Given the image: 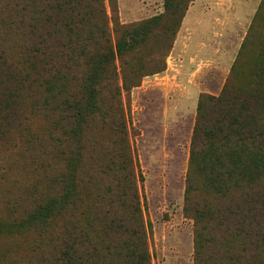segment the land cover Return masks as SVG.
<instances>
[{"label": "trees", "instance_id": "trees-1", "mask_svg": "<svg viewBox=\"0 0 264 264\" xmlns=\"http://www.w3.org/2000/svg\"><path fill=\"white\" fill-rule=\"evenodd\" d=\"M39 3L38 26L24 31L18 61L2 62L10 96L0 99V147L7 139L14 140V136H6L15 123L28 150L36 145L44 147L42 139L32 132L29 117L22 122L13 120L18 107L26 114L35 110L32 91L36 84L46 95L39 106L46 110L53 106L60 118L54 125L60 132L48 136V142L77 166L66 178L70 185L60 198L24 212L25 217L15 227L42 235L51 230L57 218L65 219L64 226L54 229L60 252L57 262L62 264H103L107 257L115 264H151L147 243L150 225L143 219L116 61H121L122 90L127 93L140 87L144 78L164 72L192 0H164V14L131 27L119 25L115 47L108 37L103 0ZM50 29H61L65 42L53 46ZM77 70L82 78L73 75ZM255 81L257 88L252 90L264 100V87L258 85L260 80ZM237 94L227 86L219 98L203 97L199 102L186 212L202 224L203 231L226 218L216 199L236 189L254 192L264 178V106L249 108L248 102H237ZM84 144L92 149L107 146L102 149L107 152L106 159L111 154L101 173L87 171L78 179ZM100 178L111 184L101 188L97 184ZM253 212L254 208L237 207L239 219L250 227L256 222L250 216ZM201 232L198 229L195 264H264V246H255L252 234H248L250 244L224 247L204 262Z\"/></svg>", "mask_w": 264, "mask_h": 264}, {"label": "rangeland", "instance_id": "rangeland-1", "mask_svg": "<svg viewBox=\"0 0 264 264\" xmlns=\"http://www.w3.org/2000/svg\"><path fill=\"white\" fill-rule=\"evenodd\" d=\"M39 1L0 0V99L10 96L2 62L18 61L24 31L28 26H38L35 20L42 7ZM103 1L113 47L118 43L119 25L135 26L165 13L164 0ZM50 34L52 44L65 42L61 29H50ZM116 68L143 219L150 225L147 235L150 263L195 264L200 228L206 248L204 262L224 247L250 244L248 234L253 235L255 246L263 247L264 178L254 192L236 189L216 199L219 209L226 212V221L212 228L208 225L204 231L202 224L186 212V192L192 140L203 97L219 98L228 86L238 92L237 102H248L249 108L264 106V100L252 90L254 86L257 88L255 80H260V88L264 87V0H192L166 58L164 72L144 78L140 87L127 93L122 90L118 59ZM73 75L77 79L83 77L80 70ZM42 93L34 84L35 110L26 114L18 107L13 120L22 122L29 117L31 130L42 139L44 147L36 145L28 150L18 137L22 131L16 129V123V130L10 127L6 136H14V140L7 139L0 147V264H62L57 262L60 252L54 241V229L64 226L65 219L57 218L51 230L42 235L28 234L25 229L18 231L20 228L15 227L25 217L24 212L60 198L66 185H70L66 178L77 166L48 142V136L60 132L54 130L60 118L53 112V106L47 110L39 106L46 96ZM83 146L86 149L83 167L77 171L78 179H83L82 173L87 171L93 175L101 173L111 154L106 159L107 152L102 149L108 147L104 145V148L94 146L95 151ZM71 150L75 153L73 145ZM97 184L104 188L111 181L100 178ZM237 207L254 208L250 216L256 222L251 227L239 219ZM103 264L115 261L107 257Z\"/></svg>", "mask_w": 264, "mask_h": 264}]
</instances>
